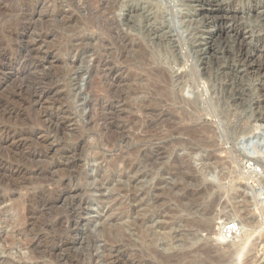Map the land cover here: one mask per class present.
Masks as SVG:
<instances>
[{"label":"rangeland","instance_id":"1","mask_svg":"<svg viewBox=\"0 0 264 264\" xmlns=\"http://www.w3.org/2000/svg\"><path fill=\"white\" fill-rule=\"evenodd\" d=\"M120 1L121 0H0V54H2L0 56V133L2 134L3 130H11L10 132L14 130L13 133H16V141L10 137H8V140L5 136L0 134V221L2 223L4 221L24 222L22 228L24 227L23 229L26 234L30 233L29 236L26 237L20 231L18 232L17 229H12L11 224L4 225L0 223V240L7 242L9 234H13L19 241L25 239L29 240L33 235L40 234L43 231L42 229H44L46 220L47 222L52 219V221H54V218L58 219L65 213L66 216L64 215L63 217H72V222H66L67 225L65 223L61 231V228H56L53 232L47 231L52 233H50V236L54 237V239H52L54 243L57 241L55 244H59L61 247L58 245L56 248L57 250L54 251L55 255L53 258L55 259L46 256L51 260L48 261L45 257L47 259L45 260L46 263L89 264L96 254L94 257L96 262L94 263L105 264L107 262L106 259H104L106 253L104 252L105 242L103 241L105 238H102V236H104L103 230L105 229V225L109 223L107 222L108 216H119V214L125 213L126 217H124L125 219L123 218L125 222L120 221V223H118V225L115 224V226L119 228L120 225L124 224L123 226H126L125 230L127 231L125 232L126 234L128 233L127 236H131L130 239L134 237L135 241L132 238L134 246H137V244L138 246L136 249L134 247L131 248L133 252L131 254L139 255V253H141L139 255L140 258H138V255L136 256L137 261L135 260V262L137 264H264V185L262 183L257 185L259 182L249 181L248 177L246 178L247 175L242 173L241 166V160L243 156H246V152L243 150V144L251 139H255V137L262 136L261 134L264 135V122L262 121L264 117V108L257 105V101L263 95L261 83L264 85V75L259 73L252 74L249 77V75L246 76L241 72L244 65L242 64L243 62L238 59V55H236L239 52V48L232 37L233 34H230L231 38L230 36L227 38V44L217 43L218 60L217 58L212 59L210 52L206 51V48L212 41L207 33L209 27L205 26L202 19H200L201 17L198 18L196 16L195 13L199 7L195 4V1L140 0L139 2V0H135L134 3L137 1V9L140 6L137 11L135 10V15H133L135 19L129 14L128 5H130L131 0L122 1L123 5ZM24 4L26 5L24 6ZM226 4L228 7H232L236 11L238 10L237 12L240 14L239 20H243L242 22L238 20V22L243 26L245 25V28H248L247 31L250 32L248 36L254 37V39L250 40V42H252L251 44H253L250 46H263V43L258 42V37L261 36L262 38L264 36V23L261 20V16H257L258 14H255L254 11L264 6V0H226ZM149 6L151 7V11H147L150 10ZM105 9L107 11H105ZM110 9L112 12L114 11V14L109 12ZM133 11L134 10L131 9V12ZM105 12H107V14ZM125 12H128L127 15L124 14ZM138 12L140 13L138 14ZM154 12H157V15H155ZM24 14L26 15L24 16ZM177 14L181 17H178ZM138 15L141 16L139 17ZM24 17H27V20L24 19ZM68 18L71 19V24H67L69 21L67 20ZM102 18L104 21H102ZM136 19L139 23L135 21ZM170 20H173V23ZM184 20L186 21L184 22ZM124 21L127 23H124ZM142 21L144 25L141 24ZM151 21L156 22L150 23ZM164 21L166 23H164ZM128 23H130V25ZM161 23L162 25H160ZM233 23L231 22V24ZM251 24L253 25L251 26ZM147 26L149 27L146 30ZM13 29H17L18 33L14 34V32H12ZM123 29H125V31ZM257 30L260 31L258 32ZM117 31L118 33L116 34ZM109 33H111L112 36L111 34L109 35ZM122 33L124 36L127 35L125 36L126 38ZM113 38L115 40H113ZM13 39L15 40L12 41ZM104 39L105 44L107 43V45L104 44L105 46L102 44ZM107 39L108 42L106 41ZM116 39L120 40L121 43H125L121 44ZM32 41L34 42L32 43ZM114 41H117L116 43L119 42V46L118 44L114 45L116 44ZM195 41H197L196 44ZM190 42H193L195 45ZM201 43L202 45L209 43L207 46H202V48L205 49L203 52L200 50ZM29 44H31V47ZM126 44L128 49L125 48ZM120 46H123L124 49ZM157 46H160V48L158 47L157 49ZM7 47L9 49H7ZM178 47L179 51H177ZM229 47H231L232 50H230L231 48ZM16 48L18 50H16ZM31 48L34 50H30ZM5 51L6 53H4ZM119 51L124 55V58ZM28 55L32 56V58ZM7 56L8 58H6ZM101 56H103V60H106H104L103 65L99 66L98 60ZM258 56L256 59L254 58V61L256 60L257 62L254 64L255 66L264 63V57ZM261 58H263V60H261ZM2 59H4V61H2ZM162 60L165 63H163ZM38 62L40 64H38ZM178 68L180 70L187 68L186 71L188 72H186L185 79L183 78L184 80H177L175 77L179 70ZM108 70L111 71L109 72ZM191 70H193V73ZM36 74L39 76L36 77ZM242 74L243 76H241ZM44 75H46L45 82L39 79L40 77H44ZM37 82H39L38 85L41 86L42 89L46 90H43L46 92V96H40L43 91L37 86ZM48 82L55 85L58 90L56 89V92L48 94V88L50 86ZM112 83L113 85L115 83V86H112ZM183 83H185V85H183ZM18 85L20 86L19 88ZM21 85H23V87ZM44 85H48V88ZM29 86L33 87L32 90L28 88ZM21 87L24 93L29 91L28 94H23L25 99H30V97L33 96L32 100L34 101V97L38 95L42 98H40V102L37 98L34 105L32 104L33 106L31 105V107L24 103L17 104L18 101L14 99L13 95L15 94L13 93L17 88L16 92L19 91ZM36 89H40L38 94H35ZM98 90L100 91L99 94L103 92L102 94L105 95L106 100L104 99L101 103V108H98V111L101 113L99 114L98 112L101 121L99 125L96 126V129L89 121V116L91 114L89 111V102L94 96V93H97ZM29 93L31 94L29 95ZM61 94L66 95L62 96ZM91 94L93 95L90 96ZM61 98H64V106H54L55 102H58ZM179 98L180 100L183 99L182 101L184 102L180 101ZM29 99L26 100L29 101ZM117 99L121 102H118ZM155 99L157 101H155ZM111 102H114L116 106L111 105ZM64 108L69 109L70 118L67 117V110ZM6 111L7 113H5ZM39 112L41 115L42 113L48 112L56 119H60L59 126L56 130L50 128V121L43 119L42 122L38 120L40 121V123L38 122L39 124L36 122L35 118L37 116L41 118ZM96 119L98 118L96 117ZM209 127L215 130L213 131V135H210L212 137H209V139L203 138L202 129H210ZM215 132L217 134H215ZM28 135L29 137H27ZM20 136H22V138ZM31 138L33 139L32 142ZM17 139L19 140L17 141ZM21 139L22 141H20ZM79 139L80 141L76 143ZM25 141L26 144L24 146ZM10 143H14V145L12 146ZM107 143H109V146H104V144ZM36 145L39 148L36 147ZM70 147H73L71 148L73 155L72 159H68L66 156L67 154H64V151ZM263 151L264 150L261 152ZM261 152L259 151L257 154L263 162L264 153ZM210 156L211 158L212 156L217 157L218 159L216 162L220 163L217 164V166L213 165L214 161H210ZM219 159L220 161H218ZM67 161H70V163L75 162L76 165L72 166L74 164L71 165ZM252 161L253 160L250 162L251 164L253 163ZM57 162L58 164L60 163L59 166L62 167H54V169L50 171L47 170V166ZM127 163H133V165H135L137 179L134 184H131L132 180L130 176H132V172L126 166ZM225 163L226 165H224ZM17 166H20V168L22 167L21 170ZM32 166L34 168H32ZM15 168L19 169L15 170ZM106 169L108 170L105 173ZM110 169L113 170L111 171ZM240 174L242 175L240 176ZM71 176H75L76 178H74L75 181L73 180L69 183L67 180ZM120 185L124 187L126 192L131 191V189L134 191L136 201L133 202V204H131V202L129 203L126 198L122 196V198L119 197L117 187H120ZM59 186L67 189L66 192H64L66 195L62 194L60 195L62 197L58 196L57 199H51L54 203L51 206L53 211L48 210L45 213H41L39 210L40 212L38 211L36 212L37 214H35V211L31 209L28 210L30 208V203L27 199L34 193V190L38 192V190L48 187L54 190L59 188ZM75 186H78L77 191ZM247 186L253 189V191H262L261 193L263 194L259 193L257 203L254 201H252L254 203L250 204H248L249 202L243 203V198L242 196L240 197L242 193V189L240 190V188ZM129 193L130 192H128V194ZM233 196L237 198L233 199ZM23 197L24 200L22 199ZM111 197L114 199L112 200L113 202L110 201L112 199ZM54 199L56 201H54ZM120 201L123 203L122 206H120ZM79 204L82 205V209L79 208ZM246 204L248 205L246 206ZM255 204L257 205L255 206ZM64 206L65 208H63ZM250 208L254 209V217L258 222L260 221V223L253 228L251 227L253 231L250 232V234H252L247 242L243 241L241 238L238 239L235 237L231 242H226L224 240V245H221L223 242H220L217 236L221 223L227 219L231 220L236 218V215L238 217L240 216V220H243L244 217V220H246ZM237 210L238 213L240 210L242 213L236 214ZM68 212L70 216L66 214ZM43 214L48 215L44 216ZM74 215L76 217H74ZM219 221L222 222L219 223ZM141 223L144 224H142V228ZM66 231L67 233H65ZM101 232H103L102 235L100 234ZM62 233H64V237H62ZM61 234L62 236H60ZM74 234H77L76 237ZM55 235L57 236L56 240ZM87 235L93 238H89ZM68 238L71 240L69 239V241ZM48 240L51 241L50 239ZM149 243L151 245H149ZM86 247L89 250L91 249V251H88ZM146 247L148 249L151 248L153 251L151 249V251L148 250ZM28 252V249L24 250L23 248L13 250V254L15 255L17 253ZM121 252V254H123V250ZM127 252H129V249H127ZM72 253L78 255V257H75ZM87 254H89L88 256L90 257H85ZM129 254L127 255L128 258L130 257ZM91 255L93 257H91ZM177 255H179V258ZM1 259L2 258H0V260ZM87 260H90V262ZM43 261L44 260L40 263ZM107 263L109 264V262Z\"/></svg>","mask_w":264,"mask_h":264},{"label":"bare ground","instance_id":"2","mask_svg":"<svg viewBox=\"0 0 264 264\" xmlns=\"http://www.w3.org/2000/svg\"><path fill=\"white\" fill-rule=\"evenodd\" d=\"M37 1V0H36ZM122 1H124V0H121L120 2H121V4L123 5V2ZM128 1V0H127ZM126 1V2H127ZM130 1V0H129ZM134 1L135 0H131L130 1V5H128V8H129V14H131L132 16L133 15H135L134 13L140 8V6H139V8L137 9V1H136V3H134ZM143 1V0H142ZM170 1V0H169ZM193 1H195V4H197L198 5V10L196 11V16L198 17V18H200V19H202V21H203V23L205 24V26H207V27H209V31L207 32L208 33V35L210 36V39H212V41L210 42V45H209V43H205V44H203L202 45V43H201V51L203 52V51H205V49H203L202 48V46H207V45H209L207 48H206V51H209L210 52V55H212V59L213 58H217V49H216V45H217V43H223L224 45L225 44H227V38L230 36V34H233L232 35V37H233V39L235 40V42L237 43V45H238V48H239V52H238V54H236V55H238V59L239 60H241L243 63V65H244V67L241 69V72L243 73V74H245L246 76L247 75H249V77H250V75H252V74H263L264 75V63L263 64H261V65H254V64H256L257 62H256V60L254 61V58L256 59V57L258 56V55H260V56H263L264 57V36L261 38V36H259L258 37V42L259 43H263V46H258V47H254V46H250V45H253V44H251L252 42H250V40L251 39H254V37L253 36H248L249 35V33L250 32H248L247 31V29L248 28H245L242 24H240L239 22L241 21V20H239V18H240V14H239V12H237L235 9H233L232 7H228V5L226 4V0H193ZM228 1H230V0H228ZM23 2V1H22ZM40 2V1H39ZM125 2V3H126ZM139 2H140V0H139ZM186 2V1H185ZM234 2V1H233ZM248 2V1H247ZM37 3V2H36ZM46 3V2H45ZM128 3V2H127ZM131 3H132V5H131ZM169 3V2H168ZM229 3V2H228ZM241 3V2H240ZM135 4H136V6H135ZM142 4V3H141ZM152 4V3H151ZM154 4V3H153ZM167 4V3H166ZM188 4V3H187ZM26 4H24V6H25ZM29 5V4H28ZM35 6V5H34ZM121 6V5H120ZM142 6V5H141ZM1 7V6H0ZM150 7V6H149ZM152 7H154V6H152ZM193 7V6H192ZM25 8V7H24ZM108 8V7H107ZM121 8H123V7H121ZM126 8V7H125ZM124 8V9H125ZM157 8V7H156ZM258 8V7H257ZM6 9V8H5ZM26 9V8H25ZM41 9V8H40ZM120 9V8H119ZM131 9H133L134 11L133 12H131ZM150 10H147V11H151V7L149 8ZM237 9V8H236ZM30 10V9H29ZM136 10V11H135ZM144 10V9H143ZM142 10V11H143ZM155 10V9H154ZM169 10V9H168ZM171 10V9H170ZM193 10V9H192ZM20 11V10H19ZM23 11H24V9H23ZM22 11V12H23ZM26 11V10H25ZM33 11V10H32ZM104 11V10H103ZM105 11H107L106 9H105ZM109 11V10H108ZM165 11V10H164ZM21 12V13H22ZM35 12V11H34ZM100 12V11H99ZM110 13H113L114 14V11L112 12V10L110 9V11H109ZM106 14H107V12H105ZM104 13V14H105ZM128 13V12H127ZM127 13L125 12L124 14H126L127 15ZM140 12H138V14H139ZM155 13V12H154ZM160 13V12H159ZM241 13V12H240ZM254 13L255 14H258L257 16H261V20L263 21V23H264V6L262 7V8H259V9H257V11H254ZM103 14V13H102ZM143 14H144V12H143ZM170 14V13H169ZM254 14V15H255ZM26 14H24V16H25ZM31 15H32V12H31ZM112 15V14H111ZM130 15V16H131ZM137 15V14H136ZM152 15V14H151ZM155 15H157V12L155 13ZM165 15H166V13H165ZM173 15V14H172ZM178 15V14H177ZM187 15V14H186ZM70 16V15H69ZM115 16V15H114ZM113 16V17H114ZM131 16V17H132ZM139 17L141 16V15H138ZM154 16V15H153ZM169 16H171V15H169ZM33 17V16H32ZM72 17V16H71ZM106 17V16H105ZM121 17V16H120ZM134 17V19H135V16H133ZM147 17V16H146ZM165 17V16H164ZM168 17V16H167ZM178 17H181V16H179L178 15ZM62 18V17H61ZM64 18V17H63ZM107 18V17H106ZM115 18V17H114ZM145 18V17H144ZM197 18V19H198ZM258 18V17H257ZM21 19V18H20ZM24 19H26L27 20V17H24ZM110 19V18H109ZM125 19V18H124ZM148 19V18H147ZM152 19V18H151ZM154 19V18H153ZM157 19H158V17H157ZM159 19H160V17H159ZM165 19V18H164ZM178 19V18H177ZM187 19V18H186ZM25 20V21H26ZM28 20H29V18H28ZM67 20H69L68 21V23L67 24H69L71 21V19H67ZM112 20V19H111ZM113 20H116V19H113ZM128 20V19H127ZM131 20V19H130ZM144 20H146V19H144ZM149 20V19H148ZM162 20V19H161ZM160 20V21H161ZM167 20V19H166ZM175 20V19H174ZM190 20H193V19H190ZM195 20V19H194ZM199 20V19H198ZM238 20H239V22H238ZM102 21H104L103 20V18H102ZM135 21H137V19L135 20ZM157 21V20H156ZM156 21H154V22H156ZM163 21V20H162ZM171 21V20H170ZM173 21V20H172ZM171 21V22H172ZM186 20H184V22H185ZM201 21V22H202ZM243 21V20H242ZM241 21V22H242ZM247 21V20H246ZM22 22V21H21ZM24 22V21H23ZM27 22V21H26ZM106 22H107V20H106ZM126 21H124V23H125ZM138 23H139V21H137ZM140 22H141V20H140ZM153 21H151L150 23H154ZM167 22H168V20H167ZM170 22V23H171ZM199 22V21H198ZM231 22L233 23V24H231ZM29 23V22H28ZM31 23V22H30ZM115 23H116V21H115ZM119 23V22H118ZM123 23V24H124ZM127 23V22H126ZM145 23H148V22H145ZM150 23H148V24H150ZM164 23H166L165 21H164ZM170 23H168V24H170ZM173 23V22H172ZM171 23V24H172ZM177 23V22H176ZM181 23V22H180ZM182 23H183V21H182ZM255 23V22H254ZM71 24V23H70ZM105 24V23H104ZM121 24V23H120ZM119 24V25H120ZM129 25H130V23H128ZM141 24H143V21H142V23ZM140 24V25H141ZM148 24H146V25H148ZM167 24V25H168ZM170 24V25H171ZM191 24H192V22H191ZM190 24V25H191ZM197 24V23H196ZM255 24H257V23H255ZM16 25V24H15ZM24 25V24H23ZM107 25V24H106ZM122 25V24H121ZM125 25V24H124ZM133 25V24H132ZM144 25V24H143ZM142 25V26H143ZM154 25V24H153ZM152 25V26H153ZM160 25H162V23L160 24ZM172 25H174V24H172ZM182 25V24H181ZM184 25V24H183ZM253 24H251V26H252ZM20 26V25H19ZM25 26V25H24ZM134 26V25H133ZM152 26H150V27H152ZM158 26V25H157ZM195 26V25H194ZM250 26V25H249ZM18 27V26H17ZM138 27V26H137ZM148 27L149 26H147V28H146V30L148 29ZM261 27H263V26H261ZM13 28V27H12ZM15 28V27H14ZM27 28V27H26ZM117 28H120V27H117ZM124 28H127V27H124ZM132 29L134 28V27H131ZM135 28H136V25H135ZM134 28V29H135ZM140 28V27H139ZM157 28V27H156ZM183 28V27H182ZM18 29V28H17ZM17 29H13L12 30V32H14V34H17L18 33V30ZM122 29V28H121ZM129 29V28H128ZM142 29V28H141ZM140 29V30H141ZM151 29V28H150ZM158 29V28H157ZM159 29H161V28H159ZM179 29V28H178ZM185 29V28H184ZM264 29V28H263ZM11 30V29H10ZM24 30V29H23ZM118 30H120V29H118ZM124 31H125V29H123ZM127 30V29H126ZM142 30H144V29H142ZM145 30V31H146ZM200 30V29H199ZM105 31V30H104ZM120 31H122V30H120ZM149 31V30H148ZM155 31V30H154ZM158 31V30H157ZM162 31V30H161ZM196 31V30H195ZM194 31V32H195ZM206 31V30H205ZM258 31V30H257ZM260 31V30H259ZM258 31V32H259ZM123 32V31H122ZM131 32V31H130ZM134 32V31H133ZM136 32V31H135ZM156 32V31H155ZM159 32V31H158ZM163 32V31H162ZM179 32H180V30H179ZM192 32V31H191ZM262 32V31H261ZM260 32V33H261ZM23 33V32H22ZM25 33V32H24ZM105 33V32H104ZM118 33V31L116 32V34ZM121 33V32H120ZM119 33V34H120ZM127 33V32H126ZM125 33V34H126ZM144 33V32H143ZM152 33H154V32H152ZM160 33V32H159ZM178 33V32H177ZM251 33H253V32H251ZM12 34V33H11ZM111 33H109V35H110ZM146 34H147V32H146ZM151 34V33H150ZM154 34H156V33H154ZM193 34V33H192ZM122 35H123V33H122ZM134 35V34H133ZM133 35H130V36H133ZM143 35V34H142ZM159 35V34H158ZM201 35V34H200ZM251 35V34H250ZM252 35H256V34H252ZM13 36V35H12ZM103 36V35H102ZM107 36V35H106ZM111 36H112V34H111ZM115 36V35H114ZM124 36V35H123ZM123 36H122V38H123ZM125 36H127V35H125ZM124 36V37H125ZM138 36V35H137ZM145 36H147V35H145ZM153 36V35H152ZM156 36V35H155ZM171 36V35H170ZM182 36V35H181ZM188 36V35H187ZM20 37V36H19ZM30 37V36H29ZM100 37V36H99ZM104 37V36H103ZM134 37V36H133ZM162 37V36H161ZM160 37V38H161ZM183 37V36H182ZM189 37V36H188ZM10 38V37H9ZM16 38V37H15ZM44 38V37H43ZM73 38V37H72ZM109 38V37H108ZM120 38H121V35H120ZM126 38V37H125ZM175 38V37H174ZM230 38H231V36H230ZM256 38V37H255ZM261 38V39H260ZM17 39V38H16ZM101 39H103V38H101ZM100 39V40H101ZM118 39H119V37H118ZM118 39H116L117 41H119L120 42V40H118ZM129 39V38H128ZM133 39V38H132ZM2 40V39H1ZM10 40V39H9ZM15 39H13L12 41H14ZM22 40H24V39H22ZM22 40H21V42H22ZM72 40V39H71ZM74 40V39H73ZM113 40H115L114 38H113ZM122 40V39H121ZM130 40V39H129ZM146 40V39H145ZM156 40V39H155ZM166 40V39H165ZM193 40V39H192ZM191 40V41H192ZM199 40V39H198ZM205 40V39H204ZM207 40V39H206ZM229 40V39H228ZM5 41V40H4ZM26 41V40H25ZM98 41V40H97ZM107 42H108V39L106 40ZM117 41H114V43H116ZM124 41V40H123ZM122 41V42H123ZM137 41H138V39H137ZM31 42V41H30ZM34 41H32V43H33ZM45 42V41H44ZM118 42V43H119ZM127 42V41H126ZM146 42H148V41H146ZM194 42V41H193ZM191 43V44H194V43ZM27 43V42H26ZM36 43V42H35ZM102 43V42H101ZM118 43H116V44H114V45H117ZM121 43V42H120ZM119 43V44H120ZM125 43V42H124ZM124 43H121V44H124ZM132 43V42H131ZM154 43V42H153ZM164 43V42H163ZM189 43V44H190ZM197 43V41H195V44ZM219 43V44H220ZM256 43V42H255ZM254 43V44H255ZM91 44V43H90ZM103 45L105 44V39H104V42L102 43ZM119 44H118V46H119ZM138 44V43H137ZM157 44V43H156ZM168 44V43H167ZM171 44V43H170ZM194 44V45H195ZM28 45V44H27ZM31 44H29V46H30ZM92 45V44H91ZM101 45V44H100ZM105 45H107V43L105 44ZM104 45V46H105ZM113 45V44H112ZM129 45V44H128ZM140 45V44H139ZM177 45V44H176ZM186 45V44H185ZM256 45H258V44H256ZM99 46V45H98ZM104 46H103V48H104ZM124 46V45H123ZM123 46H120V47H122V49H124L123 48ZM155 46V45H154ZM173 46V45H172ZM193 46V45H192ZM199 46V47H200ZM229 46H231V45H229ZM22 47V46H21ZM31 47V46H30ZM33 47V46H32ZM36 47V46H35ZM38 47V46H37ZM107 47V46H106ZM158 47L160 48V46H157V49H158ZM198 47V48H199ZM219 47V46H218ZM14 48V47H13ZM12 48V49H13ZM27 48H28V46H27ZM34 48V47H33ZM33 48H31L30 50H34ZM119 48V47H118ZM126 49H128L127 48V44H126V47H125ZM182 48V47H181ZM180 48V49H181ZM187 48V47H186ZM227 48V47H226ZM229 48H231V47H229ZM5 49V48H4ZM7 49H9L8 47H7ZM40 49V48H39ZM105 49V48H104ZM112 49V48H111ZM120 49V48H119ZM121 49V50H122ZM133 49V48H132ZM135 49V48H134ZM165 49V48H164ZM167 49V48H166ZM183 49V48H182ZM6 50V49H5ZM16 50H18L17 48H16ZM15 50V51H16ZM28 50V49H27ZM35 50H36V48H35ZM106 50H107V48H106ZM130 50V49H129ZM141 50V49H140ZM185 50V49H184ZM230 50H232V48L230 49ZM1 51V50H0ZM9 51V50H8ZM11 51V50H10ZM42 51V50H41ZM46 51V50H45ZM100 51V50H99ZM102 51H104V50H102ZM111 51V50H110ZM109 51V52H110ZM136 51V50H135ZM159 51V50H158ZM173 51V50H172ZM177 51H179V47H178V50ZM180 51H182V50H180ZM200 51V52H201ZM222 51V50H221ZM14 52V51H13ZM17 52H19V51H17ZM27 52V51H26ZM33 52V51H32ZM36 52H39V51H36ZM96 52V51H95ZM94 52V53H95ZM120 52V51H119ZM134 52V51H133ZM184 52H186V51H184ZM184 52H183V54H184ZM191 52V51H190ZM197 52V51H196ZM229 52V51H228ZM4 53H6V51L4 52ZM9 53V52H8ZM23 53V52H22ZM28 53H29V51H28ZM42 53V52H41ZM40 53V54H41ZM97 53V52H96ZM105 53V52H104ZM113 53V52H112ZM121 53V52H120ZM159 53V52H158ZM172 53V52H171ZM178 53V52H177ZM205 53V52H204ZM223 53V52H222ZM10 54V53H9ZM11 54H12V52H11ZM14 54V53H13ZM18 54V53H17ZM24 54V53H23ZM38 54V53H37ZM99 54V53H98ZM108 54H110V53H108ZM122 54V53H121ZM130 54H131V52H130ZM133 54V53H132ZM137 54H138V52H137ZM180 54V53H179ZM2 54H0V56H1ZM102 55H104V54H102ZM123 55V54H122ZM177 55V54H176ZM17 56V55H16ZM22 56H24V55H22ZM21 56V57H22ZM28 56H30V55H28ZM105 56V55H104ZM139 56V55H138ZM137 56V57H138ZM178 56V55H177ZM189 56V55H188ZM206 56V55H205ZM222 56V55H221ZM12 57V56H11ZM10 57V58H11ZM14 57V56H13ZM31 58H32V56H30ZM39 57V56H38ZM45 57H46V55H45ZM99 57V56H98ZM167 57V56H166ZM172 57V56H171ZM184 57V56H183ZM187 57V56H186ZM185 57V58H186ZM208 57V56H207ZM232 57V56H231ZM6 58H8V56L6 57ZM123 58H124V55H123ZM181 58V57H180ZM226 58V57H225ZM258 58H259V56H258ZM257 58V59H258ZM15 59V58H14ZM26 59V58H25ZM40 59V58H39ZM45 59V58H44ZM119 59V58H118ZM164 59V58H163ZM168 59H169V57H168ZM174 59V58H173ZM179 59V58H178ZM183 59V58H182ZM197 59V58H196ZM236 59V58H235ZM11 60H12V58H11ZM27 60V59H26ZM32 60V59H31ZM43 60V59H42ZM104 60H106V59H104ZM104 60H103V56H101L100 58H99V62H98V65L99 66H101V65H103L104 64ZM109 60V59H108ZM180 60V59H179ZM210 60V59H209ZM217 60H218V58H217ZM216 60V61H217ZM228 60V59H227ZM261 60H263V58H261ZM1 61V60H0ZM2 61H4V59H2ZM23 61V60H22ZM165 61V60H164ZM188 61V60H187ZM220 61V60H219ZM224 61V60H223ZM35 62V61H34ZM40 62V61H39ZM38 62V64H40ZM45 62V61H44ZM95 62V61H94ZM106 62V61H105ZM117 62V61H116ZM132 62V61H131ZM140 62V61H139ZM149 62V61H148ZM153 62V61H152ZM162 62H163V60H162ZM167 62V61H166ZM168 62H170V61H168ZM176 62H178V61H176ZM197 62V61H196ZM233 62V61H232ZM10 63V62H9ZM25 63V62H24ZM163 63H165V62H163ZM162 63V64H163ZM171 63V62H170ZM206 63V62H205ZM236 63V62H235ZM241 63V62H240ZM2 64H5V63H2ZM7 64H8V62H7ZM119 64V63H118ZM148 64V63H147ZM154 64V63H153ZM219 64V63H218ZM236 64H238V63H236ZM235 64V65H236ZM259 64V63H258ZM16 65V64H15ZM107 65V64H106ZM146 65V64H145ZM164 65V64H163ZM166 65V64H165ZM205 65V64H204ZM221 65V64H220ZM10 66V65H9ZM38 66V65H37ZM40 66V65H39ZM99 66H97V67H99ZM177 66H178V63H177ZM176 66V67H177ZM237 66V65H236ZM43 67H44V65H43ZM48 67V66H47ZM110 67V66H109ZM183 67V66H182ZM13 68V67H12ZM42 68V67H41ZM100 68V67H99ZM180 68V67H179ZM178 68V69H179ZM195 68V67H194ZM193 68V69H194ZM212 68V67H211ZM217 68V67H216ZM233 68V67H232ZM236 68V67H235ZM33 69V68H32ZM31 69V70H32ZM39 69V68H38ZM44 69V68H43ZM42 69V70H43ZM47 69V68H46ZM113 69V68H112ZM121 69V68H120ZM119 69V70H120ZM160 69V68H159ZM187 69V68H186ZM186 69H179L178 70V72L176 73V78H177V80H184L185 78V76H186V72H188V71H186ZM1 70H2V68H1ZM8 70V69H7ZM11 70V69H10ZM195 70V69H194ZM200 70V69H199ZM239 70H240V68H239ZM3 71V70H2ZM14 71V70H13ZM12 71V72H13ZM28 71V70H27ZM38 71V70H37ZM40 71H41V69H40ZM100 71V70H99ZM103 71H104V69H103ZM109 71V70H108ZM111 71V70H110ZM109 71V72H110ZM113 71V70H112ZM161 71V70H160ZM166 71V70H165ZM192 71V73H193V70H191ZM196 71V70H195ZM194 71V72H195ZM1 72V71H0ZM11 72V73H12ZM36 72V71H35ZM106 72V71H105ZM115 72V71H114ZM121 72V71H120ZM206 72V71H205ZM240 72V73H241ZM3 73H4V71H3ZM9 73V72H8ZM41 73H43V72H41ZM46 73V72H45ZM124 73V72H123ZM166 73V72H165ZM174 73V74H175ZM229 73V72H228ZM16 74V73H15ZM38 74V73H37ZM37 74L35 75L36 77H38L37 76ZM40 74V73H39ZM51 74V73H50ZM159 74V73H158ZM161 74V73H160ZM187 74H189V73H187ZM196 74V73H195ZM213 74V73H212ZM243 74L241 75V76H243ZM43 75V74H42ZM49 75V74H48ZM52 75V74H51ZM57 75V74H56ZM55 75V76H56ZM62 75V74H61ZM104 75H105V73H104ZM116 75V74H115ZM128 75H130V74H128ZM198 75V74H197ZM200 75V74H199ZM211 75V74H210ZM214 75V74H213ZM5 76V75H4ZM34 76V77H35ZM41 76V75H40ZM103 76V75H102ZM131 76V75H130ZM160 76H162V75H160ZM167 76V75H166ZM174 76V75H173ZM236 76V75H235ZM258 76V75H257ZM28 77V76H27ZM29 77H31V76H29ZM48 77V76H47ZM101 77V76H100ZM108 77V76H107ZM163 77V76H162ZM174 77V78H175ZM205 77V76H204ZM208 77V76H207ZM52 78H54V77H52ZM116 78V77H115ZM131 78V77H130ZM184 78V79H183ZM264 78V77H263ZM1 79V78H0ZM28 79V78H27ZM39 79H41L42 81H44V80H46V75H44V77H40ZM171 79V78H170ZM188 79V78H187ZM212 79V78H211ZM215 79V78H214ZM35 80V79H34ZM48 80V79H47ZM55 80V79H54ZM99 80V79H98ZM133 80V79H132ZM254 80V79H253ZM2 81V80H1ZM29 81H30V79H29ZM41 81V82H42ZM49 81V80H48ZM109 81V80H108ZM133 81H135V80H133ZM187 81V80H186ZM255 81H257V80H255ZM45 82V81H44ZM111 82V81H110ZM113 82V81H112ZM119 82V81H118ZM182 82V81H181ZM210 82H211V80H210ZM236 82V81H235ZM38 83L39 82H37V86H39L38 85ZM49 83V82H48ZM52 83H55V82H52ZM59 83V82H58ZM186 83V82H185ZM185 83H183V85H185ZM188 83V82H187ZM209 83V82H208ZM261 83V82H260ZM35 85H36V83H35ZM49 88L47 87V86H45L46 88H48L49 89V91H48V94L49 93H54V92H56V87H55V85H53V84H50L49 83ZM104 85H105V82H104ZM112 86H115V83H114V85H113V83L111 84ZM180 85H181V83H180ZM257 85H258V83H257ZM261 87H262V92H263V95L261 96V98L257 101V105L258 106H261L262 108H264V85H263V83H261ZM22 87H23V85H21ZM43 86V87H44ZM106 86H108V85H106ZM182 86V85H181ZM260 86V85H259ZM20 86L18 85V88H19ZM20 88L19 89V91H17L16 92V90L18 89H16L15 90V92L13 93V94H15V95H13L14 96V99H17V101H18V103L17 104H19V103H24L25 105H27V106H30L31 107V105L33 104L34 105V102L36 101V99L38 98L39 100V102H40V98L41 97H39L38 95H36L35 97H34V101L32 100V97L33 96H31L30 97V99L29 98H26V99H29V101L28 100H26L24 97H23V94L25 95L26 93L28 94V92H25L24 93V90H23V88ZM40 88H41V86H39ZM109 87H110V83H109ZM108 87V88H109ZM120 87V86H119ZM214 87V86H213ZM28 88H31V90H32V86L30 87H28ZM38 88V87H37ZM181 88V87H180ZM179 88V89H180ZM35 89V88H34ZM42 89V88H41ZM47 89V90H48ZM110 89V88H109ZM256 89H258V88H256ZM260 89V88H259ZM31 90H30V92H31ZM43 90H45V89H42L41 91H43ZM58 90V89H57ZM103 90V89H102ZM106 90V89H105ZM104 90V91H105ZM108 90V89H107ZM111 90V89H110ZM26 91V90H25ZM35 91V90H34ZM40 91V89L39 90H37L36 89V91H35V94L37 93L38 94V92ZM46 91V90H45ZM45 91H43V92H41V94H40V96L41 95H43V96H46V92ZM117 91V90H116ZM120 91V90H119ZM178 91V90H177ZM32 93V92H31ZM31 93H29V95L31 94ZM67 93V92H66ZM94 93V92H93ZM100 93V91L98 90V92L97 93H94V96L92 97V99H91V101L89 102V107H90V112H91V114H90V116H89V121H90V123L91 124H93L95 127L97 126V125H99V123H100V121H101V117L99 116V114H101L98 110V108H101V103L104 101V99L106 98L105 97V95L104 94H102L103 92H101V94H99ZM119 93V92H118ZM176 93V92H175ZM179 93V92H178ZM177 94V93H176ZM62 96H65L66 94H61ZM93 94H91L90 96H92ZM109 95H111V94H109ZM113 95H114V93H113ZM49 96V95H48ZM108 96V95H107ZM176 96V95H175ZM174 96V97H175ZM182 96V95H181ZM199 96V95H198ZM8 97V96H7ZM26 97H27V95H26ZM51 97V96H50ZM121 97H123V96H121ZM60 98V97H59ZM109 98V97H108ZM178 98V97H177ZM255 98V97H254ZM42 99V98H41ZM64 99V98H63ZM63 99L61 98V99H59L58 100V102H55V104H54V106H56V105H60V106H64L63 105ZM186 99V98H185ZM196 99V98H195ZM106 100V99H105ZM122 100V99H121ZM159 100V99H158ZM178 100V99H177ZM179 100H180V98H179ZM183 99H181L180 101H182ZM199 100V99H198ZM108 101H109V99H108ZM113 101V100H112ZM117 101H118V99H117ZM120 101V100H119ZM118 101V102H119ZM155 101H157L156 99H155ZM14 102H15V100H14ZM106 102V101H105ZM104 102V103H105ZM110 102V101H109ZM109 102H107V103H109ZM121 102V101H120ZM182 102H184V101H182ZM240 102V101H239ZM163 103V102H162ZM194 103V102H193ZM6 104H7V102H6ZM12 104V103H11ZM36 104V103H35ZM66 104V103H65ZM115 103L114 102H111V105H114ZM118 104V103H117ZM155 104V103H154ZM157 104V103H156ZM160 104V103H159ZM189 104V103H188ZM199 104V103H198ZM12 105H14V104H12ZM12 105H11V107H12ZM21 105V104H20ZM32 105V106H33ZM161 105H163V104H161ZM187 105V104H186ZM10 106V105H9ZM15 106V105H14ZM17 106V105H16ZM22 106V105H21ZM114 106H116V105H114ZM197 106V105H196ZM254 106V105H253ZM19 107V106H18ZM23 107V106H22ZM37 107V106H36ZM118 107V106H117ZM116 107V108H117ZM119 107H121V106H119ZM152 107V106H151ZM195 107V106H194ZM8 108V107H7ZM50 108H51V105H50ZM58 108V107H57ZM106 108V107H105ZM114 108V107H113ZM112 108V109H113ZM126 108V107H125ZM155 108V107H154ZM9 109H11V108H9ZM46 109V108H45ZM64 109H66V108H64ZM103 109V108H102ZM111 109V108H110ZM160 109V108H159ZM163 109V108H162ZM14 110V109H13ZM12 110V111H13ZM67 111H66V113L68 114L67 115V117L68 118H70L71 116H70V111H69V109H66ZM120 110V109H119ZM124 110V109H123ZM7 111H9V110H7ZM7 111L5 112V113H7ZM31 111V110H30ZM41 111V110H40ZM48 111V110H47ZM51 111V110H50ZM101 111H103V110H101ZM106 111V110H105ZM155 111V110H154ZM158 111V110H157ZM260 111V110H259ZM65 112V111H64ZM98 112H99V114H98ZM12 113V112H11ZM40 113V112H39ZM109 113V112H108ZM103 114V113H102ZM111 114V113H110ZM34 115V114H33ZM36 115H38V114H36ZM40 115H41V113H40ZM39 115V116H40ZM121 115V114H120ZM123 115V114H122ZM5 116H7V115H5ZM66 116V115H65ZM64 116V117H65ZM98 118V119H96V117ZM41 118H39L38 116L35 118V120H36V122L38 123H40V121L42 122L43 121V119H45V120H47V121H50V128H53L54 130H56V128L59 126V120L58 119H56L52 114H50V113H48V112H46V113H42V115L40 116ZM106 117V116H105ZM119 117V116H118ZM4 118V117H3ZM38 118V119H37ZM73 118V117H72ZM107 118V117H106ZM115 118V117H114ZM120 118V117H119ZM14 119V118H13ZM25 119V118H24ZM65 119V118H64ZM34 120V119H33ZM35 120H34V122H35ZM38 120H40V121H38ZM66 120V119H65ZM72 120V119H71ZM113 120V119H112ZM115 120V119H114ZM121 120V119H120ZM10 121V120H9ZM13 121V120H12ZM64 121V120H63ZM263 122H264V117H263V120H262ZM11 122V121H10ZM31 122V121H30ZM35 122V123H36ZM46 122V121H45ZM75 122V121H74ZM124 122V121H123ZM3 123V122H2ZM1 123V124H2ZM38 123V124H39ZM110 123V122H109ZM113 123V122H112ZM125 123V122H124ZM10 124V123H9ZM13 124V123H12ZM73 124V123H72ZM106 124V123H105ZM118 124H119V122H118ZM258 124V123H257ZM44 125V124H43ZM74 125V124H73ZM107 125V124H106ZM116 125V124H115ZM213 125V124H212ZM216 125V124H215ZM259 125V124H258ZM16 126V125H15ZM20 126V125H19ZM22 126V125H21ZM40 126V125H39ZM120 126V125H119ZM17 127V126H16ZM30 127V126H29ZM34 127V126H33ZM99 127H101V126H99ZM103 127V126H102ZM113 127V126H112ZM117 127H118V125H117ZM43 128V127H42ZM41 128V129H42ZM46 128V127H45ZM60 128V127H59ZM210 129H205V128H203L202 129V136H203V138H208L209 139V137L211 138L212 136H210V135H213V131H215V130H213L211 127H209ZM96 129H97V127H96ZM260 129V128H259ZM23 130V129H22ZM22 130H21V132H22ZM117 130V129H116ZM119 130V129H118ZM11 131V130H10ZM9 130H3L2 131V136H5V138H7L8 139V137H10V138H12L13 140H15V138H16V133H13L14 132V130H13V132H10ZM24 131V130H23ZM31 131V130H30ZM33 131V130H32ZM264 131V130H263ZM27 132V131H26ZM51 132V131H50ZM98 132V131H97ZM106 132H107V130H106ZM120 132V131H119ZM126 132V131H125ZM12 133H13V135H12ZM29 133V132H28ZM36 133V132H35ZM200 133V132H199ZM121 134V133H120ZM125 134V133H124ZM183 134V133H182ZM215 134H217L216 132H215ZM253 134V133H252ZM21 135V134H20ZM25 135V134H24ZM29 135H31V134H29ZM29 135L27 136V137H29ZM102 135V134H101ZM262 136H259V137H255V139H251L250 141H247V142H245L244 144H243V150L246 152V156H243V158H242V160H241V162H242V173L243 174H245V175H247L246 176V178L248 177V180L249 181H253V182H259V183H257V185L259 184L260 185V183H262L263 185H264V161L262 162V159L258 156V154L257 153H259V151L261 152L262 150H264V135L263 134H261ZM18 136V135H17ZM23 136V135H22ZM22 136H20L21 138H22ZM33 136V135H32ZM113 136V135H112ZM201 136V135H200ZM216 136V135H215ZM31 137V136H30ZM35 137V136H34ZM104 138V137H103ZM106 138V137H105ZM112 138V137H111ZM124 138V137H123ZM215 138V137H214ZM20 139V138H19ZM19 139H17V141L19 140ZM32 139V138H31ZM30 139V140H31ZM46 139V138H45ZM77 139V138H76ZM202 139V138H201ZM9 140V139H8ZM12 140V141H13ZM25 140H28V139H25ZM108 140H109V137H108ZM16 141V140H15ZM20 141H22V139L20 140ZM33 141V139L31 140V142ZM80 141V139L76 142V143H78ZM105 141V140H104ZM132 141V140H131ZM207 141V140H206ZM27 142H29V141H27ZM82 142V141H81ZM110 142V141H109ZM2 143V142H1ZM16 143V142H15ZM35 143V142H34ZM74 143V142H73ZM75 143V144H76ZM83 143V142H82ZM103 143V142H102ZM112 143V142H111ZM121 143V142H120ZM243 143V142H242ZM11 144V143H10ZM22 144H23V142H22ZM25 144H26V141H25V143H24V146H25ZM113 144V143H112ZM12 146L14 145V143L13 144H11ZM11 145H10V147H11ZM28 145V144H27ZM45 145V144H44ZM53 145V144H52ZM78 145V144H77ZM77 145H76V147H77ZM1 146V145H0ZM22 146V145H21ZM42 146V145H41ZM50 146V145H49ZM80 146V145H79ZM104 146H109V143H107V144H104ZM15 147V146H14ZM23 147V146H22ZM28 147V146H27ZM36 147H38L37 145H36ZM115 147V146H114ZM20 148V147H19ZM25 148V147H24ZM39 148V147H38ZM71 148H73V147H70L69 149H66L65 151H64V154H67L66 156L68 157V159L70 158V159H72V151H71ZM75 148V147H74ZM106 148V147H105ZM110 148V147H109ZM78 149H79V147H78ZM6 150V149H5ZM11 150V149H10ZM37 150V149H36ZM242 150V151H243ZM235 151H237V150H235ZM5 152V151H4ZM13 152V151H12ZM24 152V151H23ZM34 152V151H33ZM38 152V151H37ZM42 152V151H41ZM8 153V152H7ZM10 153V152H9ZM16 153V152H15ZM25 153H26V151H25ZM39 153V152H38ZM261 153H264V151L263 152H261ZM1 154V153H0ZM40 154V153H39ZM75 154V153H74ZM228 154V153H227ZM257 156H256V155ZM8 155V154H7ZM10 155V154H9ZM15 155V154H14ZM29 155H31V154H29ZM47 155V154H46ZM259 155H263V154H259ZM21 156V155H20ZM35 156V155H34ZM37 156V155H36ZM39 156H41V155H39ZM69 156H71V157H69ZM104 156V155H103ZM264 156V155H263ZM12 157V156H11ZM122 157V156H121ZM5 158V157H4ZM210 158H211V156H210ZM220 158V157H219ZM239 158V157H238ZM3 159V158H2ZM6 159V158H5ZM9 159H10V157H9ZM21 159V158H20ZM19 159V160H20ZM74 159V158H73ZM105 159V158H104ZM122 159H123V157H122ZM218 158L217 157H215V156H212V158H211V162L212 161H214L213 162V165H216L217 166V164H219L220 162H216V160H217ZM236 159V158H235ZM11 160V159H10ZM22 160V159H21ZM125 160V159H124ZM251 160H253L252 162V164L250 163L251 162ZM38 161V160H37ZM44 161V160H43ZM74 161H75V159H74ZM126 161H128V160H126ZM218 161H220V159L218 160ZM34 162V161H33ZM69 164H74V165H72V166H75L76 165V163L75 162H72V163H70V161H67ZM77 162H81V161H77ZM240 162V161H239ZM18 163V162H17ZM28 163V162H27ZM30 163V162H29ZM32 163V162H31ZM36 163V162H35ZM47 163V162H46ZM68 163H67V165H68ZM111 163V162H110ZM131 163V162H130ZM130 163H127L126 164V166L131 170V172H132V176H130V179L132 180H130L132 183L131 184H134V183H136V172H135V170H136V168H135V165H133V163L132 164H130ZM38 164V163H37ZM60 164V163H59ZM59 164H58V162L57 163H53L52 165H49V166H47V170H52V169H54V167L55 168H60V167H62V166H59ZM79 164V163H78ZM123 164V163H122ZM125 164V163H124ZM239 164H241V163H239ZM10 165V164H9ZM25 165V164H24ZM30 165V164H29ZM40 165V164H39ZM48 165V164H47ZM107 165V164H106ZM224 165H226V163L224 164ZM41 166V165H40ZM78 166H80V165H78ZM113 166H114V164H113ZM125 166V167H126ZM216 166H215V168H216ZM17 167H19L20 168V166H17ZM30 167V166H29ZM39 167V166H38ZM45 167V166H44ZM112 167V166H111ZM18 168V169H19ZM22 168V167H21ZM21 168H20V170H21ZM32 168H34L33 166H32ZM76 168V167H75ZM79 168V167H78ZM115 168V167H114ZM14 169V168H13ZM18 169H16L15 168V170H18ZM29 169V168H28ZM127 169V168H126ZM128 169V170H129ZM4 170V169H3ZM34 170V169H33ZM45 170V169H44ZM47 170H45V171H47ZM104 170V169H103ZM107 170L108 169H106V171H105V173L107 172ZM111 170V169H110ZM113 170V169H112ZM111 170V171H112ZM8 171V170H7ZM29 171V170H28ZM44 171V172H45ZM117 171H118V169H117ZM117 171H116V173H117ZM17 172V171H16ZM33 172V171H32ZM43 172V171H42ZM48 172V171H47ZM57 172V171H56ZM59 172V171H58ZM22 173V172H21ZM41 173V172H40ZM51 173V172H50ZM129 173V172H128ZM232 173H234V172H232ZM16 174V173H15ZM19 174H20V171H19ZM52 174V173H51ZM54 174H56V173H54ZM102 174H103V172H102ZM14 175V174H13ZM27 175V174H26ZM30 175H31V173H30ZM71 175V174H70ZM73 175V174H72ZM77 175V174H76ZM116 175V174H115ZM124 175V174H123ZM129 175H131V174H129ZM231 175V174H230ZM242 174H240V176H241ZM105 176V175H104ZM238 176V175H237ZM8 177V176H7ZM52 177V176H51ZM65 177V176H64ZM64 177H62V178H64ZM113 177V176H112ZM120 177V176H119ZM126 177H129V176H126ZM1 178V177H0ZM74 178H76L75 176H71L70 178H68V182L69 183H71L73 180H74ZM106 178V177H105ZM108 178V177H107ZM114 178V177H113ZM118 178V177H117ZM122 178V177H121ZM6 179V178H5ZM38 179V178H37ZM41 179V178H40ZM47 179H49V178H47ZM17 180V179H16ZM22 180V179H21ZM34 180V179H33ZM101 180V179H100ZM107 180V179H106ZM125 180H126V178H125ZM134 180V181H133ZM20 181V180H19ZM23 181H25V180H23ZM36 181V180H35ZM46 181V180H45ZM47 181H49V180H47ZM52 181V180H51ZM53 181H54V178H53ZM52 181V182H53ZM60 181V180H59ZM58 181V182H59ZM75 181V180H74ZM120 181H121V179H120ZM32 182V181H31ZM55 182V181H54ZM53 182V183H54ZM102 182V181H101ZM122 182V181H121ZM9 183V182H8ZM50 183V182H49ZM49 183H48V185H49ZM104 183V182H103ZM126 183V182H125ZM250 183V182H249ZM18 184H19V182H18ZM63 184V183H62ZM101 184V183H100ZM105 184V183H104ZM109 184V183H108ZM122 184V183H121ZM6 185V184H5ZM61 185V184H60ZM70 185V184H69ZM250 185V184H249ZM45 186H47V185H45ZM44 186V187H45ZM82 186V185H81ZM103 186V185H102ZM106 186V185H105ZM129 186V185H128ZM238 186V185H237ZM236 186V187H237ZM246 186V185H245ZM4 187V186H3ZM10 187V186H9ZM19 187V186H18ZM41 187V186H40ZM50 187V186H49ZM43 188L42 190H38V192L36 191L35 192V190H34V193H32V195H30L29 196V198L27 199L28 200V202L30 203V208L28 209V210H33V211H35V214H37L36 212H38L39 210L41 211V213H45L46 211H48V210H52L51 209V206H52V204H54L53 203V198H56L57 199V197L58 196H60V195H62V194H65L64 192H66V190L67 189H64L65 187H61V186H59V188H56V189H50V188ZM104 187V186H103ZM35 188H37V187H35ZM67 188H68V186H67ZM78 188V186L76 187L75 186V189H76V191L78 190L77 189ZM118 189H117V192H118V195H119V197H123V198H126L127 199V201H129V203L131 202V204H133V202H135L136 201V195L134 194V191L131 189V191H128V192H130L129 194H128V192H126L125 191V189H124V187L122 186V185H120V187L118 186L117 187ZM129 188H131V187H129ZM128 188V189H129ZM235 188V187H234ZM99 189V188H98ZM236 189V188H235ZM238 189H239V187H238ZM237 189V190H238ZM242 189V193H241V195H240V197L242 196V198H243V203L244 202H249L248 204H250V203H257L258 202V197H259V193H261L259 190H257V191H253V189H251L249 186H247V187H244V188H240V190ZM261 189H263V188H261ZM18 190V189H17ZM33 190V189H32ZM101 190V189H100ZM103 190V189H102ZM70 191V190H69ZM83 191V190H82ZM33 192V191H32ZM12 193V192H11ZM67 194H68V192H67ZM261 194H263V193H261ZM260 194V195H261ZM1 195V194H0ZM26 195V194H25ZM66 195V194H65ZM70 195V194H69ZM28 196V195H27ZM73 196V195H72ZM71 196V197H72ZM77 196V195H76ZM236 196V195H235ZM60 197H62V196H60ZM59 197V198H60ZM83 197V196H82ZM103 197V196H102ZM121 197V198H122ZM234 197V196H233ZM261 197H263V196H261ZM80 198V197H79ZM78 198V199H79ZM112 199L110 200V201H112V200H114L113 199V197H111ZM237 197H234L233 199H236ZM23 200H24V197L22 198ZM52 199V200H51ZM81 199V198H80ZM67 200V199H66ZM66 200H64V201H66ZM76 200V199H75ZM261 200V199H260ZM264 200V199H263ZM54 201H56L55 199H54ZM252 201H254V202H252ZM23 202V201H22ZM83 202V201H82ZM86 202V201H85ZM113 202V201H112ZM121 202V201H120ZM25 203V202H24ZM23 203V204H24ZM68 203H69V200H68ZM56 204V203H55ZM86 204V203H85ZM122 202L120 203V206H122ZM248 204H246V206L248 205ZM78 205V204H77ZM257 204H255V206H256ZM29 206V205H28ZM23 207V206H22ZM251 207V206H250ZM63 208H65V206L63 207ZM79 208L80 209H82V205L81 204H79ZM78 208V209H79ZM236 208V207H235ZM254 208V207H253ZM251 209L250 208V210L248 211V214H247V216H246V220H244L245 219V217H244V219L243 220H240L239 219V217L236 215V218H234V219H231V220H226V221H224L223 223H221V226L219 227V232H218V234H217V236H218V240H220V242H223L224 240H226V237L224 236V234H223V229H224V227L226 226V225H228V224H230V223H237V225H238V233H237V235H236V238H241V239H243V241H246L247 242V240L250 238V236H251V234H250V232L251 231H253L252 229H251V227L253 228V227H255V226H257L259 223H260V221L258 222L257 221V219L254 217V213H253V211H254V209ZM74 209V208H73ZM77 209V210H78ZM236 209H238V208H236ZM235 209V210H236ZM259 209V208H258ZM239 210V209H238ZM238 210H237V212H236V214H239L240 212H241V210H240V212L238 213ZM39 211V212H40ZM53 211V210H52ZM61 211H63V210H61ZM32 212V211H31ZM80 212H81V210H80ZM235 212V211H234ZM255 212V211H254ZM24 213V212H23ZM53 213V212H52ZM242 213V212H241ZM33 214V213H32ZM39 214V213H38ZM50 214V213H49ZM58 214V213H57ZM62 214V213H61ZM66 214H68L69 216H70V214H69V212L68 213H66ZM260 214V213H259ZM39 215H41V214H39ZM44 216L45 215H48V214H43ZM64 215H65V213H64ZM63 215V216H64ZM241 215V214H240ZM255 215H256V213H255ZM56 216V215H55ZM58 216V215H57ZM61 216V215H60ZM60 217V218H58V219H56V218H54V221H49L48 220V222H47V220H46V224L44 225V222H43V225H44V229H42L43 231L40 233V234H35V235H33V237L31 238V239H29V240H22V241H19L18 239H16L15 238V236H13V234H9V238L7 239V242H3L2 240H0V258H2L1 260H0V264H48V262L46 263V261L45 260H47L48 259V261L50 260L49 258H53L54 257V251L55 250H57L56 248H57V246L59 245V244H55V243H57V241L54 243V241L52 240V239H54V237H51L50 235L52 234L51 232H53V231H55L56 230V228H61L60 229V231L62 230V228H63V226H64V224L66 223V222H72V217ZM66 216V215H65ZM235 216V215H234ZM32 217V216H31ZM39 217V216H38ZM51 217V216H50ZM74 217H76L75 215H74ZM78 217V216H77ZM83 217V216H82ZM124 217H126L125 216V213H122V214H119V216H108V221L107 222H109L107 225H105V229L103 230L104 231V233L103 232H101L100 234L102 235V233L104 234V236H102V238L104 237L105 239H104V241L103 242H105V253H106V255H105V258L104 259H106V261L107 262H109V264H137L136 262H135V260H136V256L138 255V254H136V255H132L131 253H133L132 251H131V248L132 247H134L135 249L137 248V246H138V244H137V246L135 247L134 246V241H135V239H134V237H132L133 239H134V241H132V238L130 239V237H128L127 236V234H126V226H123V225H120L119 226V228H117V226H115V224L116 225H118V223H120V221H122V222H125V221H123V218ZM24 218H25V216H24ZM34 218V217H33ZM40 218V217H39ZM52 218H53V214H52ZM79 218V217H78ZM145 218H146V216H145ZM27 219V218H26ZM37 219V218H36ZM43 219V218H42ZM42 219H41V222H42ZM80 219V218H79ZM125 219V218H124ZM44 220V219H43ZM38 221H39V219H38ZM261 221H263V220H261ZM34 222V221H33ZM220 222H222V221H219V223ZM0 223H2L1 221H0ZM40 223V222H39ZM80 223V222H79ZM106 223V222H105ZM149 223V222H148ZM218 223V222H217ZM218 223V224H219ZM2 224H7V225H12V229H17L18 230V232L20 231L21 233H23V235H25L26 237H28L29 236V234H26V232L24 231V227L22 228V224H24V222H21L20 223V221H14V222H6V221H4ZM26 224V223H25ZM143 223H141V225H142ZM1 225V224H0ZM66 225H67V223H66ZM65 225V226H66ZM144 225V224H143ZM143 225L141 226V228L143 227ZM34 226V225H33ZM37 226H39V225H37ZM73 226V225H72ZM75 226V225H74ZM104 226V225H103ZM140 227V226H139ZM26 228V227H25ZM33 228V227H32ZM40 228V227H39ZM38 228V229H39ZM110 229H111V231H110ZM165 229V228H164ZM251 229V230H250ZM32 230H34V229H32ZM31 230V231H32ZM41 230V229H40ZM58 230V229H57ZM65 230V229H64ZM218 230V229H217ZM47 231H51V232H47ZM60 231H59V233H60ZM69 231V230H68ZM110 231V232H109ZM126 231V232H125ZM137 231V230H136ZM63 232V231H62ZM138 232H140V231H138ZM143 232V231H142ZM20 233V234H21ZM38 233V232H37ZM51 233V234H50ZM55 233V232H54ZM53 233V234H54ZM65 233H67V231L65 232ZM70 233H71V231H70ZM135 233V232H134ZM62 234H63V236H62ZM60 236H62V237H64V233H62ZM141 234V233H140ZM22 235V234H21ZM68 235V234H67ZM75 235V237H76V235L77 234H74ZM164 235V234H163ZM215 235V234H214ZM71 236H72V234H71ZM88 236V235H87ZM160 236V235H159ZM67 237V236H66ZM65 237V238H66ZM89 237V236H88ZM90 237H92V236H90ZM89 237V238H90ZM56 238H57V236L55 235V240H56ZM73 238V237H72ZM93 238V237H92ZM138 238H139V236H138ZM48 239H50L51 241H49ZM70 238H68V240H69ZM74 239V238H73ZM154 239V238H153ZM58 240H59V238H58ZM71 240V239H70ZM69 240V241H70ZM93 240V239H92ZM151 240V239H150ZM149 240V241H150ZM160 240V239H159ZM161 240H162V238H161ZM63 241V240H62ZM83 241V240H82ZM148 241V242H149ZM152 241V240H151ZM154 241V240H153ZM61 242V241H60ZM64 242H66V241H64ZM72 242H74V241H72ZM71 242V243H72ZM95 242H96V240H95ZM146 242V241H145ZM162 242V241H161ZM82 243H84V242H82ZM89 243V242H88ZM136 243V242H135ZM138 243V242H137ZM143 243V242H142ZM147 243V242H146ZM151 243V242H150ZM149 243V245H151ZM153 243V242H152ZM157 243V242H156ZM61 244V243H60ZM62 244H64V243H62ZM66 244V243H65ZM92 244H94V243H92ZM148 244V243H147ZM153 245H154V243H153ZM221 245H224V242L223 243H221ZM60 246V245H59ZM91 246V245H90ZM148 246V245H147ZM157 246V245H156ZM61 247V246H60ZM66 247V246H65ZM149 247V246H148ZM162 247V246H161ZM18 248H23L24 250L25 249H28V253H17L16 255L15 254H13V250L14 249H18ZM71 248V247H70ZM87 248V247H86ZM147 248V247H146ZM160 248V247H159ZM164 248V247H163ZM169 248V247H168ZM61 249V248H60ZM88 249V248H87ZM86 249V250H87ZM126 249V250H125ZM127 249H129V252H127ZM134 249V250H135ZM148 249V248H147ZM151 249V248H150ZM150 249H148V250H150ZM154 249V248H153ZM243 249V248H242ZM86 250H84V251H86ZM123 250V254H121L122 251ZM133 250V251H134ZM144 250V249H143ZM142 250V251H143ZM152 250V249H151ZM150 250V251H151ZM156 250V249H155ZM172 250V249H171ZM73 251H74V249H73ZM88 251H91V249L89 250L88 249ZM88 251H86V252H88ZM138 251V250H137ZM150 251H148V252H150ZM153 251V250H152ZM65 252V251H64ZM83 252V251H82ZM81 252V253H82ZM135 252V251H134ZM166 252H167V249H166ZM78 253V252H77ZM80 253V254H81ZM130 253V254H129ZM136 253H138V252H136ZM143 253V252H142ZM73 254V253H72ZM83 254V253H82ZM86 254V253H85ZM91 254V253H90ZM130 255V259L127 257V255ZM141 253H139V255H140ZM158 254V253H157ZM73 255H75V254H73ZM89 254H87V256H85V257H90V256H88ZM93 255V254H92ZM91 255V257H93ZM138 255V256H139ZM46 256H48L49 258H47ZM78 257V255H75V257ZM95 256H96V254H95ZM94 256V257H95ZM150 256V255H149ZM148 256V257H149ZM156 256V255H155ZM169 256V255H168ZM171 256V255H170ZM178 256V258H179V255H177ZM176 256V257H177ZM47 259H46V258ZM61 257V256H60ZM92 258V262L91 263H89V264H97V263H94V262H96L95 260V258ZM101 257H103V256H101ZM134 257V258H133ZM45 258V259H44ZM70 258H71V256H70ZM72 258H74V257H72ZM123 260H122V259ZM138 258H140V256L138 257ZM146 258V257H145ZM53 259H55V258H53ZM75 259H77V258H75ZM75 259H73V260H75ZM80 259V258H79ZM89 259V258H88ZM148 259V258H147ZM159 259H160V257H159ZM158 259V260H159ZM167 259V258H166ZM172 259V258H171ZM42 260H44L42 263H40ZM82 260H84V259H82ZM85 260H86V258H85ZM140 260H143V259H140ZM153 260V259H152ZM169 260V259H168ZM51 261V260H50ZM78 261H80V260H78ZM88 261V260H87ZM86 261V262H87ZM98 261V260H97ZM137 261V260H136ZM139 261V260H138ZM146 261V260H145ZM249 261V260H248ZM39 262V263H38ZM58 262V261H57ZM65 262V261H64ZM82 262V261H81ZM88 262H90V260L88 261ZM105 263V264H108V263ZM142 262V261H141ZM146 262H148V261H146ZM150 262V261H149ZM53 263H54V261H53ZM56 263V262H55ZM60 263V262H59ZM58 263V264H59ZM67 263H69V262H67ZM78 263H80V262H78ZM249 263V262H248ZM50 264V263H49ZM76 264V263H75ZM81 264V263H80ZM84 264V263H83ZM146 264V263H145ZM150 264V263H149Z\"/></svg>","mask_w":264,"mask_h":264},{"label":"built area","instance_id":"3","mask_svg":"<svg viewBox=\"0 0 264 264\" xmlns=\"http://www.w3.org/2000/svg\"><path fill=\"white\" fill-rule=\"evenodd\" d=\"M238 233V225L237 223H230L226 225L223 229V234L226 237V242H231L235 239Z\"/></svg>","mask_w":264,"mask_h":264}]
</instances>
